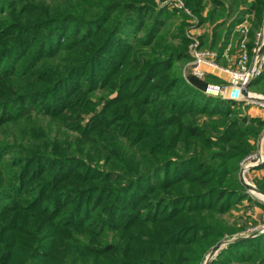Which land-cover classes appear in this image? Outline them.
I'll list each match as a JSON object with an SVG mask.
<instances>
[{
    "label": "trees",
    "instance_id": "1",
    "mask_svg": "<svg viewBox=\"0 0 264 264\" xmlns=\"http://www.w3.org/2000/svg\"><path fill=\"white\" fill-rule=\"evenodd\" d=\"M183 1L201 19L205 0ZM208 1L200 21L221 24ZM249 11L259 29L264 0ZM172 18L154 0H0V264H204L244 230L223 216L250 200L238 175L264 121L183 78ZM248 89L264 95V70ZM209 264H264V232Z\"/></svg>",
    "mask_w": 264,
    "mask_h": 264
},
{
    "label": "rangeland",
    "instance_id": "2",
    "mask_svg": "<svg viewBox=\"0 0 264 264\" xmlns=\"http://www.w3.org/2000/svg\"><path fill=\"white\" fill-rule=\"evenodd\" d=\"M183 3L184 1L181 0ZM254 0H245L243 4H241L239 7H233L231 5L230 0H224V9L228 13V17H226L223 22L220 23H215V22H201V19H205L206 14L213 8V6L209 3L208 0H205V8L201 14V19L197 17L191 9L189 11L191 12V18H188L189 21L186 22L187 19H184L181 15L175 14V18H172L169 20V25L172 26V30H174V27H179L181 24H184L185 27H196L197 26V32L200 35L201 40L203 41L204 44H202V47L204 49H209L211 51L215 52H221L223 46H227L228 44L231 45V52L232 55L236 52V50L239 48V41L243 38L241 35V28H238V25L232 27V21L237 17L239 11L242 9H247L245 14H241V21L239 23H244L247 26L248 33L246 37V49L249 54L250 60H252L256 55L259 54L260 47L262 46V37H258L259 34L263 33L264 29V12H263V21L260 26V28H255L253 27V23L256 22V15L255 11H249V6ZM158 2L159 0H154L155 4V10H163L167 12H173L169 11L167 9H158ZM185 4V3H184ZM232 6V7H231ZM232 9V10H231ZM197 22V23H196ZM217 25V26H216ZM218 28V29H217ZM252 34V35H251ZM206 38V39H204ZM215 39V40H214ZM202 43V42H201ZM214 45V47L212 46ZM256 50L258 51L257 53H254L253 51ZM187 53H188V43H187ZM188 63V62H187ZM186 64V63H185ZM181 65L180 70H181V75L183 78H185L187 81H190V79L193 81L194 77L191 76V70L190 68L185 67L184 65ZM264 70V65L263 68ZM257 77H255L253 80L259 78L262 73ZM205 79L199 81L204 82ZM252 80V81H253ZM197 81V80H194ZM209 85H217L221 89L224 88L225 85L220 83L217 84H212L208 83L207 87L205 90L208 88ZM212 92V91H210ZM214 92V91H213ZM248 92L251 94L250 97L256 98V96H262L264 97L263 94L254 92L253 90H249ZM209 95L222 98L226 97V93H223V91L218 90L216 94L209 93ZM236 102H241L244 103L243 106H241L242 112L247 115L250 118H260L264 121V111L258 109L256 106L251 105V104H246L244 101H236ZM264 132V127L256 141V147L255 151L250 155L257 154L258 151V142ZM249 156V157H250ZM248 158V157H247ZM250 163V161H248ZM243 169L245 165L241 166ZM259 168V169H258ZM258 168L254 170H250L248 172L243 173V178L245 182L248 184L252 185L257 189L255 186L254 181L257 178H260L261 176V171H264V165L259 166ZM240 169V170H241ZM246 193L248 194L250 200H244L242 203L238 204L234 210H232L229 214L223 216V218L232 225H235V227H241L244 229L240 233L235 234L233 238L236 237H246L254 232H261L263 233L264 231V196H260L256 193L249 192L246 190ZM260 233V234H261ZM206 261V259H205ZM204 261V263H205Z\"/></svg>",
    "mask_w": 264,
    "mask_h": 264
},
{
    "label": "built area",
    "instance_id": "3",
    "mask_svg": "<svg viewBox=\"0 0 264 264\" xmlns=\"http://www.w3.org/2000/svg\"><path fill=\"white\" fill-rule=\"evenodd\" d=\"M157 8L173 11L175 14L187 19L186 22L189 21L188 18L192 17L191 12L181 0H159ZM196 28L197 26L189 27L185 32V37L188 41L189 61L184 66L190 68L191 76L198 80L206 79L209 76L215 77L225 85L223 89L214 85L216 87L214 92L221 90L223 93H226V97H222V99H230L231 91H237L239 93L238 98L230 100L244 101L246 104L254 105L264 111V97L256 96L254 99H245L240 95L245 86L261 74L264 65V51L261 55L258 54L250 60L246 49L247 26L244 23L238 24L243 38L239 41V48L233 55L230 53V44L223 46L220 53L204 49ZM258 37L263 38L261 43L263 45L264 29L263 33L259 34ZM253 52L257 53L258 51L254 50ZM210 91L213 92V90ZM206 93L209 94L211 92H208L206 89ZM243 165L245 167L241 169ZM254 165H264V132L258 142L257 154L248 156V158L246 157L241 162L240 169L245 173L248 172L247 167Z\"/></svg>",
    "mask_w": 264,
    "mask_h": 264
},
{
    "label": "water",
    "instance_id": "4",
    "mask_svg": "<svg viewBox=\"0 0 264 264\" xmlns=\"http://www.w3.org/2000/svg\"><path fill=\"white\" fill-rule=\"evenodd\" d=\"M264 51V44L261 46L260 50H259V55H261ZM248 86L249 84H247L245 86V89H243L241 92H240V95L245 98V99H254V98H251L249 96V92H248ZM238 95L239 93L237 91H231V94H230V99H237L238 98ZM259 165H254V166H249L247 167V170L250 171V170H254L256 168H258ZM238 179H239V182L240 184L249 192H253V193H256L260 196H264V193L261 192L260 190L256 189L255 187H253L252 185L248 184L247 182H245L244 178H243V170H240L239 172V175H238ZM264 231V228L263 230ZM261 232H254L246 237H236V238H233L229 241H220L218 242L216 245H214L211 249H210V252L206 258V261L204 264H209L213 259L214 257L218 254V252L227 244H229L230 242H239V241H242V240H245V239H251V238H254L256 237L257 235H259Z\"/></svg>",
    "mask_w": 264,
    "mask_h": 264
},
{
    "label": "crops",
    "instance_id": "5",
    "mask_svg": "<svg viewBox=\"0 0 264 264\" xmlns=\"http://www.w3.org/2000/svg\"><path fill=\"white\" fill-rule=\"evenodd\" d=\"M215 89H216V87H215L214 85H209L208 88H207V91L210 92V90H213V91H214ZM217 92H218V91L211 92V93H212V94H216ZM263 175H264V171L262 170V171H261V176H263ZM261 176H260V177H261Z\"/></svg>",
    "mask_w": 264,
    "mask_h": 264
}]
</instances>
